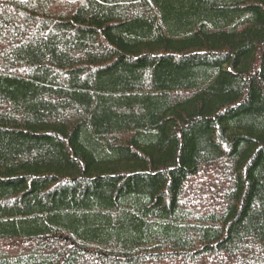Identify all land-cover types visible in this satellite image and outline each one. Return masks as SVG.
Segmentation results:
<instances>
[{
  "label": "trees",
  "instance_id": "16d2710c",
  "mask_svg": "<svg viewBox=\"0 0 264 264\" xmlns=\"http://www.w3.org/2000/svg\"><path fill=\"white\" fill-rule=\"evenodd\" d=\"M0 264H264V0H0Z\"/></svg>",
  "mask_w": 264,
  "mask_h": 264
},
{
  "label": "rangeland",
  "instance_id": "374dc122",
  "mask_svg": "<svg viewBox=\"0 0 264 264\" xmlns=\"http://www.w3.org/2000/svg\"><path fill=\"white\" fill-rule=\"evenodd\" d=\"M192 196V195H191Z\"/></svg>",
  "mask_w": 264,
  "mask_h": 264
}]
</instances>
